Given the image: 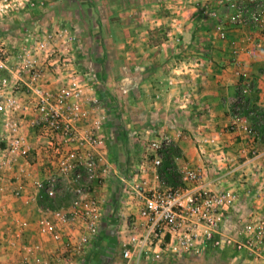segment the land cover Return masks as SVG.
Instances as JSON below:
<instances>
[{"label":"built area","instance_id":"obj_1","mask_svg":"<svg viewBox=\"0 0 264 264\" xmlns=\"http://www.w3.org/2000/svg\"><path fill=\"white\" fill-rule=\"evenodd\" d=\"M176 1L177 17L191 5L217 22L200 41L202 49L196 48L172 72L184 75L191 65L193 77L203 76L211 47L227 41L235 73L244 78L238 68L240 44L229 40V34L249 25L252 32L245 42L260 49L264 0H219L224 14L212 9L210 0ZM178 22L172 27L175 32ZM174 41L179 44L178 38ZM79 54L76 31L53 16L50 0H0V190L8 185L19 197L30 185L53 199L62 187L72 195L68 206L42 209L37 221L40 236L57 245L53 264H72L74 256L98 235L107 205H117L121 219L133 203L137 212L129 214L120 231L121 257L130 264L201 256L222 245L262 258L264 215L241 221L236 236L224 234L223 222L236 207L239 193L206 189L199 183L205 177L204 164L184 165L178 170L179 186L159 187L163 148L173 141L157 127L150 131L153 140L146 143L135 171L117 168L100 82L94 72L79 66ZM182 100L186 108L189 96ZM235 127L254 136V130L240 119ZM212 139L198 135L196 143L203 148ZM132 174L140 178L130 181ZM111 179L117 182L114 201L102 195ZM17 226V231L6 230L0 247L21 238L19 231L27 224ZM41 253V245L21 244L18 264H50Z\"/></svg>","mask_w":264,"mask_h":264},{"label":"crops","instance_id":"obj_2","mask_svg":"<svg viewBox=\"0 0 264 264\" xmlns=\"http://www.w3.org/2000/svg\"><path fill=\"white\" fill-rule=\"evenodd\" d=\"M66 1L60 5L51 2L53 16L60 22L68 21L69 11L73 14L77 11ZM168 2H108L109 14H114L112 29L123 33L127 44L121 56L109 60L110 82L105 84L107 88L102 87L99 75L92 71L100 82L98 91L107 107L110 147L115 154L117 168L134 172L146 143L153 140L150 131L157 127L162 136L173 141L172 146L178 154L173 157L175 171L172 176L170 174L168 178L160 173L159 187L179 186L180 168L204 164L205 177L199 183L206 189L239 193L236 207L225 217L222 225L224 234L236 236L237 224L251 215H264V38L260 40L262 47L256 49L245 42L252 32L249 25L229 34V40H238L240 44L238 68L245 73L244 78L235 73L237 67L231 63L227 41H217L211 47L201 69L203 76L193 77L191 65H187L189 69L184 71V75L177 76L178 72H172L173 68L181 60L188 59L196 48L202 49L200 41L217 19L203 16L188 5L178 22L177 33L175 30L172 32L166 27L168 19L165 17L169 14L168 8L177 9L178 3L174 0L172 5H168ZM97 3L100 16L106 4L101 0ZM210 4L218 14L226 11L219 0H210ZM176 38L179 44L175 43ZM94 39L100 42V37ZM111 39L113 42V37ZM196 43L199 46H195ZM78 46L79 63L87 55L84 36H78ZM99 52L100 49L96 50ZM244 88L248 90L245 94L242 92ZM185 95L190 98L186 108L182 105ZM237 119L254 130L253 137L235 127ZM198 135L213 138V142L200 148L196 143ZM138 178L139 175L129 176L130 181ZM116 184L115 179L106 183L102 190L104 198L115 195ZM71 198L72 195L62 187L57 188L53 199L47 198L42 189L30 185L19 197L13 196L8 185L0 190V240L6 230H19L17 223L27 224L24 230L19 231L21 238L14 240L13 245L0 247V264H18L21 244L41 245L40 256L53 264L58 257L57 245L40 236L37 221L42 209L68 206ZM136 208L137 204L133 203L124 209L122 215L125 219L114 217V223L112 220L107 223L104 215L98 235L74 256L72 264H130L121 257L120 231L129 214L137 212ZM113 224L114 228L111 227ZM230 250V246L222 245L218 249H209L204 255L215 254L217 264H264V256L256 258L238 251L239 261L233 262ZM170 263L162 261L158 264ZM140 264L147 263L142 261Z\"/></svg>","mask_w":264,"mask_h":264},{"label":"rangeland","instance_id":"obj_3","mask_svg":"<svg viewBox=\"0 0 264 264\" xmlns=\"http://www.w3.org/2000/svg\"><path fill=\"white\" fill-rule=\"evenodd\" d=\"M64 0H52L51 2L55 5H60ZM105 2V9L100 11V16H98L97 11L98 8V0H67L69 7H76L77 11L73 14L72 11H69L68 21L65 22L70 26V28L74 29L78 36H84L86 38V53L87 55L84 57V61L79 62L80 67L84 68L86 71H95L100 79L101 85L103 88H107L105 84L110 82V76L107 71L109 60H113L114 56H121L124 53V50L127 46L125 44V37L123 33L118 32V30L112 29V24L114 21V14H109V0H101ZM169 1L168 5H172V1L174 0H166ZM176 1V0H175ZM73 7V8H74ZM169 14L166 15V27L172 32L174 29L172 27L177 24V21L181 19V17H177L175 14L176 8L172 9L168 8ZM169 16V17H168ZM82 29V31H81ZM170 32V34L172 33ZM100 37V42H96L94 38ZM113 37V42L112 38ZM100 49L99 53H96V50ZM120 54V55H119ZM115 79V78H114ZM108 103V99H107ZM114 195V194H113ZM110 194L107 196V200L111 199L114 201L115 196ZM117 202V201H116ZM109 203V202H108ZM111 206V207H110ZM107 205L106 211V222L112 220L114 223V217L118 216V207L117 205ZM115 210L113 211V209ZM117 208V209H116ZM241 224V223H240ZM240 224L236 225V232L240 229ZM114 228V224L111 226ZM231 255L233 256V262L239 261L237 257L236 250L230 247ZM235 252V254H234ZM217 254V253H216ZM215 254L201 255V256H186L179 259H174L170 264H217L215 263L216 257ZM214 256V257H213ZM230 256V254H229ZM252 256V255H251ZM226 257V256H225ZM224 257V258H225ZM223 260V259H222ZM243 261V258L241 257ZM145 262V260H142ZM141 261V262H142ZM140 262V263H141ZM147 264H155V262L146 261ZM158 264V263H157Z\"/></svg>","mask_w":264,"mask_h":264},{"label":"trees","instance_id":"obj_4","mask_svg":"<svg viewBox=\"0 0 264 264\" xmlns=\"http://www.w3.org/2000/svg\"><path fill=\"white\" fill-rule=\"evenodd\" d=\"M177 155V150L174 148V146L171 145L169 147L163 148V162L160 167V173L162 174V176H167L168 178L172 176L175 171L173 157H176ZM170 174L171 176H169Z\"/></svg>","mask_w":264,"mask_h":264}]
</instances>
